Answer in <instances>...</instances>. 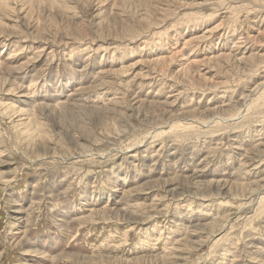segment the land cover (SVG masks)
Instances as JSON below:
<instances>
[{"label": "rangeland", "instance_id": "1", "mask_svg": "<svg viewBox=\"0 0 264 264\" xmlns=\"http://www.w3.org/2000/svg\"><path fill=\"white\" fill-rule=\"evenodd\" d=\"M0 264H264V0H0Z\"/></svg>", "mask_w": 264, "mask_h": 264}]
</instances>
